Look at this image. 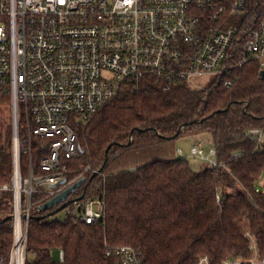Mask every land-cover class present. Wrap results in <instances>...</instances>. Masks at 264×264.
<instances>
[{
	"label": "trees",
	"instance_id": "1",
	"mask_svg": "<svg viewBox=\"0 0 264 264\" xmlns=\"http://www.w3.org/2000/svg\"><path fill=\"white\" fill-rule=\"evenodd\" d=\"M251 15H264V0H247ZM249 15V13H248ZM255 62L204 88L183 84L164 90L153 78L123 85L119 95L79 130V155L69 162V181L90 166L87 181L71 198L102 197L105 218L92 225L70 216L39 217L49 200L32 198L28 263L116 264L107 248L131 246L144 264H222L250 256L249 232L264 257V144L246 137L264 129V79ZM210 142L219 166L194 170L177 157L180 140ZM44 142L37 141L33 164L40 173ZM28 157L23 158L27 176ZM14 175L12 131H0V187ZM54 210V209H52ZM51 210V211H52ZM14 197L0 191V259L14 240ZM55 216V215H54ZM53 217V216H52Z\"/></svg>",
	"mask_w": 264,
	"mask_h": 264
},
{
	"label": "built area",
	"instance_id": "2",
	"mask_svg": "<svg viewBox=\"0 0 264 264\" xmlns=\"http://www.w3.org/2000/svg\"><path fill=\"white\" fill-rule=\"evenodd\" d=\"M251 62L264 71V15H251L247 0H0V99L10 103L14 138V178L0 187L13 192L14 240L0 264H31L34 195L51 199L89 172L99 174L87 166L74 181L67 177L80 152L79 130L123 85L153 78L168 91L210 76L230 86L227 77ZM246 137L261 146L264 129H250ZM37 141L47 151L40 173L33 164ZM178 155L184 158L181 149ZM216 155L213 147L208 155L202 145L191 148V157L211 168L219 166ZM64 211L92 225L104 220L106 203L85 198ZM246 236L250 256L222 264H264L253 235ZM107 256L116 264H144L131 246L109 247ZM64 261L61 250L57 264Z\"/></svg>",
	"mask_w": 264,
	"mask_h": 264
},
{
	"label": "rangeland",
	"instance_id": "3",
	"mask_svg": "<svg viewBox=\"0 0 264 264\" xmlns=\"http://www.w3.org/2000/svg\"><path fill=\"white\" fill-rule=\"evenodd\" d=\"M216 80L217 79L214 77L206 76L200 80H197V82H195L194 86H192V87H194V88L208 87L209 85L214 83ZM20 126L22 127L23 123H20ZM9 127H11L12 142H13V139H14L13 138V123H12V113H11V109H10V103L6 99H0V131L2 133H6V131ZM177 146L179 149H181L183 151V157L189 161L191 167L194 170L199 171L205 166V163L203 161L191 157V148L193 146L191 141H189L188 139L180 140V141H178ZM211 148H212L211 143L208 141L206 142V140H205L204 151H205L206 155H208L210 153ZM35 151H36V148H35ZM13 152H14V149H13ZM177 157L179 158L180 156L177 154ZM13 162H14V153H13ZM94 174H96V173H94ZM13 178H14V175H13ZM12 181H13V179H12ZM263 184H264V173L261 176L259 182L257 183L258 188L263 189ZM13 213H14V211H13ZM62 216H65V211H62V212L56 214L55 216L50 217V219H54V218H58V217H62ZM52 257H53V261L56 264L59 263V251H54L52 254ZM201 264H206V262L202 261Z\"/></svg>",
	"mask_w": 264,
	"mask_h": 264
},
{
	"label": "water",
	"instance_id": "4",
	"mask_svg": "<svg viewBox=\"0 0 264 264\" xmlns=\"http://www.w3.org/2000/svg\"><path fill=\"white\" fill-rule=\"evenodd\" d=\"M260 76H261L262 79H264V71H261ZM86 181H87L86 178H82V179L78 180L73 185L68 187L66 190H64L63 192L59 193L55 197L49 199L44 204H42L40 206V208H39V212L40 213H45V212H49V211L50 212L47 215L41 216L39 218L40 219L50 218V217H52V216L64 211L70 205H72V204H74L76 202H80V201L84 200L85 199V194H83V195H81L79 197H74V198H71V197L73 196V194L78 189L83 187V185L85 184ZM66 183H67L66 179H63V180L60 181L61 185H65ZM52 209H54V210H52ZM11 219H13V221H14V215L11 217Z\"/></svg>",
	"mask_w": 264,
	"mask_h": 264
},
{
	"label": "bare ground",
	"instance_id": "5",
	"mask_svg": "<svg viewBox=\"0 0 264 264\" xmlns=\"http://www.w3.org/2000/svg\"><path fill=\"white\" fill-rule=\"evenodd\" d=\"M16 226H17V232H18L19 226H20V217H19L18 210H17V215H16Z\"/></svg>",
	"mask_w": 264,
	"mask_h": 264
}]
</instances>
